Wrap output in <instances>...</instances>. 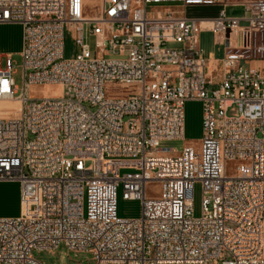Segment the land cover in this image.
<instances>
[{
    "label": "built area",
    "instance_id": "1",
    "mask_svg": "<svg viewBox=\"0 0 264 264\" xmlns=\"http://www.w3.org/2000/svg\"><path fill=\"white\" fill-rule=\"evenodd\" d=\"M180 1L0 0V25L23 28L22 87L0 56V103L20 105L0 116V181L21 184L20 215L0 218V264H42L32 252L59 245L93 264H264V0H224L241 17L150 13ZM204 30L222 58L202 57ZM37 85L61 90L32 98ZM192 100L200 146L160 148L185 140ZM119 188L139 218L118 217Z\"/></svg>",
    "mask_w": 264,
    "mask_h": 264
},
{
    "label": "rangeland",
    "instance_id": "2",
    "mask_svg": "<svg viewBox=\"0 0 264 264\" xmlns=\"http://www.w3.org/2000/svg\"><path fill=\"white\" fill-rule=\"evenodd\" d=\"M201 55L209 58L210 56H220L222 48L214 45L213 35L203 34L201 36ZM91 49H95L94 41H88ZM23 46V28L20 24H1L0 25V56L1 67H6L8 57H11L15 64L14 78L18 86L22 87V70H21V51ZM78 48L68 40L66 43L65 56L71 57L78 53ZM113 57V56H111ZM114 58V57H113ZM258 66L257 62L245 64L246 68ZM213 89V88H212ZM60 86L57 85H37L29 89L32 98L55 97L58 95ZM15 106L14 104H12ZM229 115H235V110L230 109ZM203 107L199 101H187L185 104V140L165 141L161 143L160 148H171L174 153H180L187 144L200 146L203 135L202 127ZM234 162L227 165L228 174L233 173ZM147 194L155 197L159 194V185L150 183L147 186ZM202 205V189L198 183L194 188L193 195V214L199 217ZM21 210V184L18 181H0V218L18 217ZM142 203L140 200H127L123 198L122 188L117 193V215L123 219H135L141 215ZM32 255L42 264H93V255L91 253L75 254L69 251L65 246L59 245L54 251H33Z\"/></svg>",
    "mask_w": 264,
    "mask_h": 264
},
{
    "label": "crops",
    "instance_id": "3",
    "mask_svg": "<svg viewBox=\"0 0 264 264\" xmlns=\"http://www.w3.org/2000/svg\"><path fill=\"white\" fill-rule=\"evenodd\" d=\"M187 3H184L183 1L180 2H173V3H166L161 5L153 6L150 9V13L152 15H162L168 11H173L178 15L184 16L189 19H195L198 21H204V20H212L219 16L222 9H225L226 12L229 15H233L236 17H241L243 14L241 7H235L232 5H225L224 0H186ZM203 34L213 35L214 37V45H219V47L222 48V53L220 56H210L209 58H206L209 62H213L214 60L220 59L223 57L225 53L226 45H224L220 39L219 36L211 31L204 30L199 35V48L201 52V36ZM23 47V46H22ZM16 104V103H15ZM17 107V110H19V107L17 105L13 106L12 109L9 112H5V116H10V113L13 109ZM21 211V210H20Z\"/></svg>",
    "mask_w": 264,
    "mask_h": 264
},
{
    "label": "bare ground",
    "instance_id": "4",
    "mask_svg": "<svg viewBox=\"0 0 264 264\" xmlns=\"http://www.w3.org/2000/svg\"><path fill=\"white\" fill-rule=\"evenodd\" d=\"M59 92H60V90H59ZM12 104L17 105L19 107V110H17V107L15 109H13L12 112L10 113V116H17L18 112L20 111V105L16 101L15 102H2V103H0V116H5L6 114L4 111L9 112L13 107Z\"/></svg>",
    "mask_w": 264,
    "mask_h": 264
}]
</instances>
